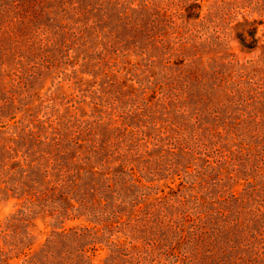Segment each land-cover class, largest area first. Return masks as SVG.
Wrapping results in <instances>:
<instances>
[{"label":"trees","instance_id":"16d2710c","mask_svg":"<svg viewBox=\"0 0 264 264\" xmlns=\"http://www.w3.org/2000/svg\"><path fill=\"white\" fill-rule=\"evenodd\" d=\"M249 6L264 17V0L214 1L206 26L188 34H196L192 41L186 31L169 35L172 26L156 19L123 13L118 25L106 0H0V81L9 89L24 84L28 54L49 63L45 48L94 47L110 63L112 47L132 45L145 56L132 68L155 74L159 66L173 86L159 85L166 109L176 102L177 113L194 112L193 123L204 114L213 122L192 131L173 123L149 129L116 106L107 107L110 117L53 133L24 118L6 124L0 194L21 206L0 224V264L20 256L22 264H264V64L226 74L200 60L208 34L223 37L222 25L230 30V17ZM244 21L238 40L254 49L264 21ZM211 82L226 93L223 103L210 99ZM161 181L166 193L154 184ZM33 214L80 224L52 231L30 254Z\"/></svg>","mask_w":264,"mask_h":264},{"label":"rangeland","instance_id":"374dc122","mask_svg":"<svg viewBox=\"0 0 264 264\" xmlns=\"http://www.w3.org/2000/svg\"><path fill=\"white\" fill-rule=\"evenodd\" d=\"M214 1L216 0H106L109 10L113 12V22H117L116 18L123 13L143 23L156 19L163 23L164 28L172 26L168 31L169 35L175 30H180L181 33L186 31L188 35L191 30L203 29L207 24L208 8ZM198 11L200 16L195 19ZM245 19L264 21V17L254 6L239 9L236 15L230 17V30L224 28L228 24L222 25L223 37L218 38L210 32L209 41L201 44L203 57L200 60L205 67L207 64H214L215 61L219 69L228 74L239 65L247 67L250 65L254 68L256 63L264 64V23L258 27L261 41L256 48L249 50L238 40L239 34L245 28ZM111 24L114 26V23ZM117 24L119 25L118 22ZM195 35L190 34L188 38L193 41ZM123 48L112 47L115 52L110 63L102 62L99 49L94 47L87 51L76 48L74 51L71 45L65 48L62 44L45 48L44 52L48 50L51 57L49 63H45L46 61L41 63L37 53L28 54L22 66L24 84L19 88L9 89L6 79L0 81V149L9 144V136L3 126L12 125L21 118L37 132L53 133L67 126L94 121L101 113L110 117L107 107L117 106L120 109L131 110L129 122L134 124L146 122L149 129L152 124L173 127L170 126V123H173L184 124L192 131L199 127L203 129L201 123H213L212 118L205 114L197 117L198 122L193 123L194 112L190 111L187 115L177 113L176 102H172L166 109V104L160 102L159 85L161 82L166 91L173 86L163 80L159 66L155 68V74L136 71L131 64H142L145 56L141 55L138 49H133L132 45ZM260 65L256 68L263 71ZM208 86L212 92L210 99L214 103H223L226 100L227 95L224 91L216 89L212 82ZM12 92L18 94L19 101H11L9 94ZM191 101L185 102H188L191 108H198ZM13 117L15 119H11ZM154 184L164 189L163 181ZM167 191L164 189L165 193ZM20 206L21 202L12 194H0V224H4L7 217L19 210ZM79 224V221H64L61 224L42 214H33L29 227L30 254L40 249L52 231H60L62 226L68 229ZM103 257L104 251H99L96 260ZM23 259L22 256L17 259L12 257L7 264H22Z\"/></svg>","mask_w":264,"mask_h":264}]
</instances>
